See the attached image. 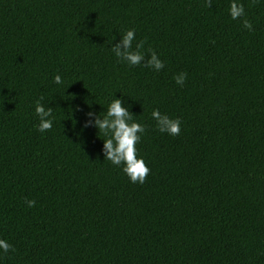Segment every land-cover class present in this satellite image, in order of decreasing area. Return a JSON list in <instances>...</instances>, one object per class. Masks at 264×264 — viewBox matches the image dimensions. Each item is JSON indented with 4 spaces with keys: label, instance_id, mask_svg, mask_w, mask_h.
I'll return each instance as SVG.
<instances>
[{
    "label": "trees",
    "instance_id": "obj_1",
    "mask_svg": "<svg viewBox=\"0 0 264 264\" xmlns=\"http://www.w3.org/2000/svg\"><path fill=\"white\" fill-rule=\"evenodd\" d=\"M231 2L0 0V264H264V0ZM132 29L138 65L113 52ZM114 99L145 128L143 183L105 159Z\"/></svg>",
    "mask_w": 264,
    "mask_h": 264
},
{
    "label": "clouds",
    "instance_id": "obj_2",
    "mask_svg": "<svg viewBox=\"0 0 264 264\" xmlns=\"http://www.w3.org/2000/svg\"><path fill=\"white\" fill-rule=\"evenodd\" d=\"M229 11L231 18L234 20L244 15V7L237 0H232ZM244 27L251 29L252 25L250 22L244 21ZM135 37L134 29L126 31L122 39V45L125 51L121 52L120 45H117L113 49L115 56L122 61H126L129 65H138L144 59L142 52L129 51L132 48ZM142 47L143 43L137 44V49ZM150 57L151 59L146 65L147 67L154 68L157 71L164 67L163 61L155 51L151 52ZM186 76V73H179L174 79L178 85L182 86ZM54 82L58 85L61 84V76L56 75ZM35 114L39 117L38 131L45 132L52 128L54 120L52 109H46L40 100L36 101ZM88 115L91 116L93 113L89 112ZM151 115L157 123L159 132H166L173 136L180 134L181 121L179 118L173 119L167 115H162L158 109L153 110ZM89 123L91 122L89 121ZM95 126L108 137L104 139L105 159L116 166L123 164L122 170L132 183H143L150 169L147 167L144 158L138 156L136 145L140 142L145 128L141 123L132 120L131 114L122 106L121 99H114L109 104L106 115L103 119H96ZM26 203L29 207L35 205V201L32 200H28ZM10 249H12V245L7 240L0 239V250L8 252Z\"/></svg>",
    "mask_w": 264,
    "mask_h": 264
}]
</instances>
